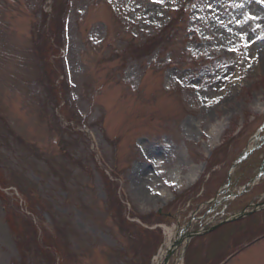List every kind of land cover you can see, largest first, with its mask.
<instances>
[{"label":"rangeland","instance_id":"rangeland-1","mask_svg":"<svg viewBox=\"0 0 264 264\" xmlns=\"http://www.w3.org/2000/svg\"><path fill=\"white\" fill-rule=\"evenodd\" d=\"M66 1L0 0V171L23 189L5 190L10 204L0 194V264H162L168 242L157 250L130 234L113 208L116 181L137 216L176 211L165 229L181 243L169 264H212L218 255L221 264H264V239L234 245L235 228L248 232L252 218L217 227L264 192V145L254 139L264 124V0H72L67 16ZM183 6L188 16L169 46L132 59ZM64 16L51 69L41 51L53 40L46 22ZM62 51L66 110L53 89L63 80ZM227 145L212 181L207 161ZM202 184L213 193L199 206ZM19 209L41 236L13 232L7 214ZM190 222L191 232L218 230L196 237L186 255Z\"/></svg>","mask_w":264,"mask_h":264},{"label":"trees","instance_id":"trees-1","mask_svg":"<svg viewBox=\"0 0 264 264\" xmlns=\"http://www.w3.org/2000/svg\"><path fill=\"white\" fill-rule=\"evenodd\" d=\"M184 16H185V10L184 9H181L180 11L175 12L170 23L162 31H160L159 33H157L156 35L151 37L149 42H146L145 46H148L147 50H142V51L138 52L135 56L132 57V59H142L144 57L149 56L150 53H153L155 49L161 48V46L163 44L167 45L173 36V32L175 30H177V28L180 25V21L182 18H184ZM46 25L51 30V37L53 38V40L48 41L47 39H45L44 44H43V48L41 51L44 50L43 54L46 57V60H47L48 66H49V64H50L48 61L49 53L52 52L56 41H58L59 44L61 45L60 41H61L63 22L59 19L51 18L50 21L47 20ZM38 46H40L39 43H38ZM50 68L53 69L51 64H50ZM48 71L50 72V75L54 74L52 72V70L49 69V67H48ZM62 89H63V91H65V89H66V83L65 82L63 83ZM54 92H55V96H57L59 93L56 89L54 90ZM15 179L16 178L14 176V180ZM105 179H107V176L105 177ZM12 180H13V178H12ZM4 182H5V179H4V181L2 180L1 171H0V187H1L0 194L2 196H4V198H6V201L8 202V204H10V203H12V201L3 192V189L10 187L12 184H5L6 182L5 183ZM13 185L16 186L17 188H19L20 192L23 193V189L21 187H19L18 184L13 183ZM111 199L115 200V204L113 205V203H112L113 208H115L114 210L120 214V217L123 220V224L126 223V228L130 232V234L140 237L144 242H146L145 244H147L149 242V241L147 242L146 239H153V242L157 245V246L155 245L156 249H157L163 241L162 231L160 229L157 231L147 230V229H144L143 227H141L137 223L129 222L126 218V215H125V206L122 203V201L119 197V194H118V188H117V193H115V198L112 197ZM28 205H31V204H28ZM15 207L18 209V206H15ZM21 212H22L21 209L10 210V213L7 214L8 222H9L13 232L16 235H26L29 232H34L37 235L40 234V230L37 227V225L35 224L33 217H30L28 215L26 216L25 214H23ZM32 213L35 214L34 210H32ZM155 217L157 218V220L159 222H169L172 219V214L167 213V212L166 213L163 212L161 214L156 215ZM56 237H53V238L56 241L57 245L60 246V250H65V245H64L65 243L61 240V238L57 239Z\"/></svg>","mask_w":264,"mask_h":264},{"label":"bare ground","instance_id":"bare-ground-1","mask_svg":"<svg viewBox=\"0 0 264 264\" xmlns=\"http://www.w3.org/2000/svg\"><path fill=\"white\" fill-rule=\"evenodd\" d=\"M260 108V107H258ZM261 109H263V107H261ZM219 124L214 126V130L212 131V134H216L219 133ZM195 172V171H194ZM196 177V176H195ZM195 177H193V180H195ZM172 235V234H171ZM172 242V240L170 239V243Z\"/></svg>","mask_w":264,"mask_h":264}]
</instances>
